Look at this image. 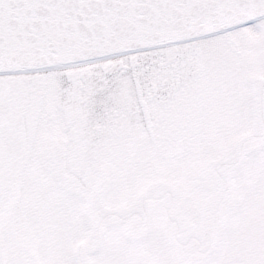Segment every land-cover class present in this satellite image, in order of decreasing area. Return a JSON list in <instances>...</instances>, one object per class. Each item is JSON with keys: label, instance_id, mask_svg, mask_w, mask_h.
<instances>
[{"label": "snow or ice", "instance_id": "1", "mask_svg": "<svg viewBox=\"0 0 264 264\" xmlns=\"http://www.w3.org/2000/svg\"><path fill=\"white\" fill-rule=\"evenodd\" d=\"M0 264H264V0H0Z\"/></svg>", "mask_w": 264, "mask_h": 264}]
</instances>
